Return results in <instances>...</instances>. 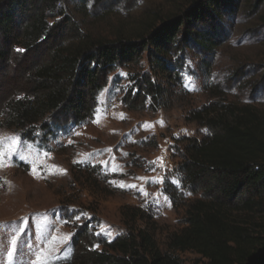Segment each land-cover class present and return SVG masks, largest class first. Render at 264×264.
Returning a JSON list of instances; mask_svg holds the SVG:
<instances>
[{"label":"rangeland","instance_id":"374dc122","mask_svg":"<svg viewBox=\"0 0 264 264\" xmlns=\"http://www.w3.org/2000/svg\"><path fill=\"white\" fill-rule=\"evenodd\" d=\"M187 3L66 0L62 5L85 32L113 37L117 30L142 31L146 21L178 13ZM234 5L237 12L219 9L215 21L192 22V32L210 34L213 50L203 52L189 41L173 76L152 71L164 88L156 110H133L121 102L131 78L150 69L144 53L139 62L111 72L91 119L60 124L49 135L38 124L29 135L6 126L14 121L4 114L5 100L20 83L10 58L0 80V264L61 262L71 255L72 237L82 225L108 240L134 225L167 250L168 238L186 225L187 205L199 197L180 189V155L188 139L208 134L206 119L214 110L229 114L250 106L264 116V22L243 1ZM209 108L213 114L200 113ZM166 182L179 189L175 206L164 192ZM126 208H133L135 218ZM177 254L187 264L199 259L190 251Z\"/></svg>","mask_w":264,"mask_h":264},{"label":"trees","instance_id":"16d2710c","mask_svg":"<svg viewBox=\"0 0 264 264\" xmlns=\"http://www.w3.org/2000/svg\"><path fill=\"white\" fill-rule=\"evenodd\" d=\"M236 1L253 7L264 22V0H188L178 13L146 21L142 31L94 37L66 13V0H0V80L13 57L20 81L5 100L4 114L14 121L6 126L28 132L41 124L49 135L60 124L91 119L111 72L139 62L144 53L150 69L131 78L121 102L156 110L164 88L152 71L173 76L189 41L203 52L213 50L210 34L192 32V22L215 21L219 9L237 12ZM204 109L201 114L212 113ZM214 111L206 119L208 134L188 139L180 155V189L199 197L187 205L186 225L168 238L167 250L134 225L111 240L82 225L72 237L71 255L56 264H187L177 254L186 251L199 256L189 264H264V116L250 106ZM177 190L166 182L173 206Z\"/></svg>","mask_w":264,"mask_h":264},{"label":"snow or ice","instance_id":"6c2138e0","mask_svg":"<svg viewBox=\"0 0 264 264\" xmlns=\"http://www.w3.org/2000/svg\"><path fill=\"white\" fill-rule=\"evenodd\" d=\"M13 151H14V149H13ZM0 155H2V154H0Z\"/></svg>","mask_w":264,"mask_h":264}]
</instances>
